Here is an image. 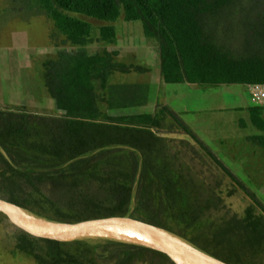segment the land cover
Returning <instances> with one entry per match:
<instances>
[{
    "label": "trees",
    "instance_id": "1",
    "mask_svg": "<svg viewBox=\"0 0 264 264\" xmlns=\"http://www.w3.org/2000/svg\"><path fill=\"white\" fill-rule=\"evenodd\" d=\"M77 15L110 25L94 38ZM39 17L53 22L57 47L116 45L114 24L140 23L165 84L264 86V0H0V26ZM236 18L235 50L225 36ZM116 56L65 52L45 62L58 116L0 105V197L49 223L129 215L220 263L264 264V203L177 113L163 103L152 115L101 111L147 104L146 86L109 84L131 70ZM251 112L264 132V109ZM250 142L264 150V136ZM0 247L35 264H165L144 246L99 236L40 241L10 231Z\"/></svg>",
    "mask_w": 264,
    "mask_h": 264
},
{
    "label": "crops",
    "instance_id": "2",
    "mask_svg": "<svg viewBox=\"0 0 264 264\" xmlns=\"http://www.w3.org/2000/svg\"><path fill=\"white\" fill-rule=\"evenodd\" d=\"M48 38L49 43L42 47L0 48V105L27 106L25 102L14 101L19 87L17 83L20 81V85L25 84L27 90L23 89L34 98L36 75V80L39 78L42 85L44 84L45 103L30 106L58 116L51 104L46 86L45 62L56 61L59 54L65 52L116 53L117 64L131 70L129 73L115 71L110 77L109 84L151 87L155 81L156 86L159 84V98L155 90V94L151 93L150 96L154 98H149L147 104L142 107L107 110L106 104L101 103L100 109L104 114L110 117L152 115L156 112L158 103H163L177 113L253 192L257 195L264 193V152L250 142V139L264 136V132L253 124L251 112L253 108L264 109V103L256 101V87L264 91V86L220 85L202 88L187 83L165 84L162 80L159 54L149 45H138L131 41L120 42L118 38L116 45L106 44L101 48L102 51H99L100 46L96 45L84 48L70 45L57 47L52 43L51 33ZM99 44L101 43H97ZM150 55L154 60L153 64L142 65V59ZM155 70L160 73L157 80L151 79ZM143 76L149 78L146 80ZM97 87L99 92H105L100 88V83H97Z\"/></svg>",
    "mask_w": 264,
    "mask_h": 264
},
{
    "label": "rangeland",
    "instance_id": "3",
    "mask_svg": "<svg viewBox=\"0 0 264 264\" xmlns=\"http://www.w3.org/2000/svg\"><path fill=\"white\" fill-rule=\"evenodd\" d=\"M76 16V15H75ZM80 19L85 20L89 22L92 27H93V35L94 38L99 36V29L103 26L110 25L105 22L97 21L94 19H90L84 16H78ZM238 19L236 18L233 22V27L231 30H229L227 36H225L227 39H230V44H232L233 49H239L240 48V42L243 40V36L241 33V26L238 25ZM118 28V38L120 42H125V41H131L132 43L138 44V45H149L151 47L154 46L153 42H149L145 39L144 34H143V28L140 23H126L123 19V17L118 21L117 24H114ZM54 31V24L53 22L47 20L44 17H39L34 20H32L30 23H24L22 21L18 20H13L6 25H1L0 26V48L3 47H15L18 46L19 48H27V47H32V46H40L42 47L43 45H46L49 43V38L48 35L53 33ZM232 38V39H231ZM228 39V40H229ZM52 43L54 44V41L52 39ZM96 46H100L99 51H102V47L105 46L106 44L101 43L99 45L93 44ZM18 52H15V54ZM160 58V57H159ZM154 60H152L151 55L147 56V58L144 57L142 59V65L145 64H153ZM155 69V68H153ZM155 70L154 75L151 77L153 80H157L159 77L158 72ZM162 75V74H161ZM150 76V75H149ZM149 76L147 78H149ZM143 78H146L143 76ZM146 78V80H147ZM152 80V81H153ZM34 82L36 84V93L35 97L37 98H32L31 95H28L25 90H27V86L25 84L20 85L17 83L19 87H17V91L15 94L16 99L14 101H19L18 103L25 102L27 104V108L30 109H35V110H40L43 112H48L49 114L52 115L51 112L43 109H36L32 108L30 105H42L44 104V99H43V87L44 84L42 85V81L40 82V79L36 80V75ZM155 81H153V84L151 85H143L148 88L147 92V101L151 96V93L155 94V90H157L158 93V98H159V84L156 86ZM128 86V85H125ZM25 90H24V89ZM50 98V97H49ZM154 96L150 99H153ZM51 104H53L52 99ZM155 100L157 98L155 97ZM159 102V100H158ZM4 106V105H1ZM8 107H21L22 105H5ZM254 146V145H253ZM257 148V147H256ZM262 150V149H261ZM264 152V150H262ZM235 173V172H234ZM258 197L260 200L264 203V193L258 194ZM23 213V212H22ZM24 214V213H23ZM25 215V214H24ZM10 231H15L7 222L6 218L4 215L0 212V241L1 239L6 236V234ZM88 236H99V237H105V238H111V239H118L115 235H113L109 230L103 231H96L90 234H87L81 238L88 237ZM79 239V238H78ZM77 240V239H76ZM0 264H35L32 261L25 260V259H20V258H15L12 255L8 254L3 250L2 247H0Z\"/></svg>",
    "mask_w": 264,
    "mask_h": 264
},
{
    "label": "water",
    "instance_id": "4",
    "mask_svg": "<svg viewBox=\"0 0 264 264\" xmlns=\"http://www.w3.org/2000/svg\"><path fill=\"white\" fill-rule=\"evenodd\" d=\"M17 207L8 203L5 199L0 197V212L4 215L9 225L17 232L40 241H60V242H72L78 238H81L87 234L100 231L102 229L109 230L113 235H115L119 240L135 243L144 246L151 251H153L165 264H187L172 252H170L166 247L161 245L151 234V231H159L164 235L184 244L178 239L171 237L165 232L142 223L129 215H118V216H93L85 219L72 220L66 222H56L49 223L41 220L33 219V221L39 223L38 227H30L21 223L12 213L10 208ZM130 237L132 240H127L121 236ZM186 245V244H184ZM188 246V245H186ZM189 247V246H188ZM194 252L204 256L218 264L220 263L194 249L189 247Z\"/></svg>",
    "mask_w": 264,
    "mask_h": 264
},
{
    "label": "bare ground",
    "instance_id": "5",
    "mask_svg": "<svg viewBox=\"0 0 264 264\" xmlns=\"http://www.w3.org/2000/svg\"><path fill=\"white\" fill-rule=\"evenodd\" d=\"M11 213L21 222L30 227H38L39 223L33 221V219L28 218V216L24 215L20 210L15 208H10ZM106 231V229H102ZM152 236L164 247H166L170 252H172L175 256L186 262L187 264H218L200 254L191 250L188 246L164 235L159 231H151ZM127 240H132L130 237L121 236Z\"/></svg>",
    "mask_w": 264,
    "mask_h": 264
},
{
    "label": "built area",
    "instance_id": "6",
    "mask_svg": "<svg viewBox=\"0 0 264 264\" xmlns=\"http://www.w3.org/2000/svg\"><path fill=\"white\" fill-rule=\"evenodd\" d=\"M256 101L260 104L264 103V91L260 90V87H256Z\"/></svg>",
    "mask_w": 264,
    "mask_h": 264
}]
</instances>
